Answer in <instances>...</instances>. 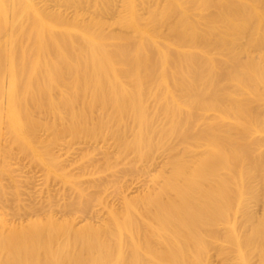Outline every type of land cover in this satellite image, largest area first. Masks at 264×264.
I'll list each match as a JSON object with an SVG mask.
<instances>
[{
  "label": "rangeland",
  "instance_id": "obj_1",
  "mask_svg": "<svg viewBox=\"0 0 264 264\" xmlns=\"http://www.w3.org/2000/svg\"><path fill=\"white\" fill-rule=\"evenodd\" d=\"M3 1L0 264H260L264 171L241 182L239 173L251 160L225 154L215 161L209 154L206 169L217 168L221 187L228 189L214 210L227 205L226 212L206 225L158 224L153 217L157 202L168 196L156 199L155 194L170 170L167 159L175 155L193 164L211 139L191 145L181 136L167 135L170 122L153 114L158 106L154 95L145 97L148 122L141 125L114 96L117 89L110 90L111 83L118 87L123 73L99 71L87 57L90 42L80 35L73 34L79 48L63 47L72 66L55 63L58 50L51 37L65 33L59 18L74 22L80 14L95 29L97 17L104 36L123 35L129 32V0H89L81 6L68 0H19L18 7L14 0ZM114 39L108 40L111 52L132 43ZM154 88L162 91L164 86L156 82ZM238 98L260 116L245 126L233 119L222 125L226 145L258 141L262 145L256 155L264 160V79L254 93ZM214 113L197 112L198 125L189 136L210 126ZM223 159L230 168L221 167ZM199 238L202 248L196 246Z\"/></svg>",
  "mask_w": 264,
  "mask_h": 264
},
{
  "label": "bare ground",
  "instance_id": "obj_2",
  "mask_svg": "<svg viewBox=\"0 0 264 264\" xmlns=\"http://www.w3.org/2000/svg\"><path fill=\"white\" fill-rule=\"evenodd\" d=\"M3 2L0 0V6ZM68 2L81 6L90 1ZM19 5V0H14V6ZM138 5L145 12H140ZM28 8L33 9L31 3ZM129 10V32L119 36H104L97 17L92 20L95 29L80 14L74 22L59 18L58 24L65 33L51 37V43L58 50L55 63L72 64L64 55L63 47L79 48L74 35H80L90 42L87 57L98 65L99 71L110 69L115 76L121 74L119 70L123 73L118 87L111 83L110 90L117 89L114 96L121 100L122 108L141 125L148 122V115L144 113L145 97L154 95L158 106L153 114L165 116L170 122L165 131L167 135L181 136L191 145H197L196 141L203 137L211 139L205 145V153L193 164L177 160L175 155L167 159L170 170L164 173V182L155 198L163 194L168 198L157 202L153 214L158 224L197 221L206 225L228 208L225 205L214 210L215 203L228 189L221 187L217 168L206 169L207 155H213L215 161L225 154L251 160V165L239 173L241 182L264 171V160L256 155L262 144L252 140L248 144L226 145L221 128L232 119L239 126H245L260 116L259 111L238 96L254 93L264 79V0H129ZM47 28L52 27L47 25ZM109 39L117 40V44L132 43L111 52ZM253 51H257V56H253ZM156 82L163 84L162 91L155 90ZM101 85L97 82L98 88ZM203 109L218 113L213 114L214 119L205 130L197 129L189 136V130L198 125L196 113ZM229 111H233L232 117ZM10 123L17 121L11 117ZM228 140L231 142V138ZM221 167L230 168L229 160L223 159ZM213 186L216 190L209 191ZM199 211L203 212L197 216ZM168 231L169 235L173 233V229ZM203 245L199 238L196 246ZM260 259V264H264V255Z\"/></svg>",
  "mask_w": 264,
  "mask_h": 264
}]
</instances>
